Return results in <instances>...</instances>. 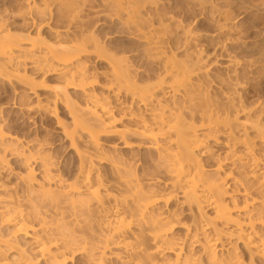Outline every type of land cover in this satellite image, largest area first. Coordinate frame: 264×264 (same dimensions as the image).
<instances>
[{"label": "bare ground", "instance_id": "obj_1", "mask_svg": "<svg viewBox=\"0 0 264 264\" xmlns=\"http://www.w3.org/2000/svg\"><path fill=\"white\" fill-rule=\"evenodd\" d=\"M56 1L60 6L67 3V12L75 13L73 0ZM110 1L120 7H132L128 8L133 9L128 16V24L138 23L136 37L147 43L149 49L153 50V55H157L156 58L164 60L163 80L169 87L167 90H171L174 95L181 93L187 98L188 105L183 108L189 113L195 114L201 110L195 114H199L197 118L200 124L194 126L187 119V113L182 106L165 109L162 101L158 102L159 107L153 104L150 118H137L133 131L142 140L139 146L156 156L153 164L158 173L154 177H147L131 167L109 164L112 169L108 168L109 172L114 173L108 179L100 172L101 167L98 168L99 164L102 166L103 154L99 136L118 134L120 138H124L127 131L121 130L115 124L111 111L102 103L95 88L101 86L106 93L116 96L122 91L132 93L133 98L148 105L149 98L151 104L156 99V88L161 85L152 84L149 88L137 86L126 59L123 56H111L105 45L93 35L81 33L79 36L73 35L75 39L68 42L59 39L48 44L45 56L32 61L31 66L38 69L48 66L51 67L48 71L62 76L64 85L55 90L57 97L62 93L61 90L74 88L89 96L92 103L91 117L85 121L75 117V130L64 128L81 160L79 174L77 173L75 182H69L60 172L52 169L53 162L42 156L40 160L45 167V180L35 181L33 169L30 168L34 152L24 149L20 139L8 131L0 116V264H35L20 238L31 245L45 264H75L77 257L80 258L79 262L83 260L86 264H104L111 242H118L117 245L123 247L127 264H245L242 253L239 254L232 248V242L227 236L229 231L222 227L228 224L233 225L229 229L233 228L237 232V240L250 254H257L264 259V166L262 167L263 161L260 158L262 156H258L257 151L258 146H264L262 130L258 128L259 143L249 136L250 125L245 121L239 126H242L245 136L239 138L237 133L235 135L236 131L231 126L233 123L230 124L233 121H230L231 118L228 120L233 114L220 113L219 110L223 111L222 106L213 107L217 101L212 98L214 94L209 96L211 99L206 97L208 94L205 96L207 92L204 91V81L210 76V70L205 67L206 63L195 57H170L166 52L167 48L163 47L164 43L161 44L164 41L163 36L158 37L160 32H155L157 28L153 31V26L147 25V20L142 17L140 21L136 20L139 16L136 13L140 12L139 6L154 0ZM25 2L29 3L30 0ZM75 17L76 15L71 17V22ZM145 24L148 26L146 29L151 27L152 32L144 28ZM152 33L157 36L154 37ZM31 40L26 41L4 22H0V72L7 77L14 76L30 92L36 93L41 84L26 73L28 63L25 57L36 46L35 41ZM90 48L98 58L107 59L108 71L104 76L100 75L106 78L105 81H101L100 72L95 73L85 65L86 61H75L78 56L91 50ZM227 102L223 103L228 104ZM233 102L230 103L234 104ZM222 114L226 116L223 117ZM80 132L87 134L94 152L83 151L75 144ZM222 135L226 137L224 144L226 142L229 149L227 148L224 156L215 157L213 170H207L199 158L197 159L195 152L206 147L209 140L221 142ZM241 143L244 151L241 154L235 153L232 149ZM129 145L126 141L125 146ZM18 150L24 156L23 162L28 165L26 171L17 176L24 185V195L17 192L15 185L10 183L12 180L7 181L4 178L6 174L3 176L4 168L8 164V153ZM230 165L231 168L240 169V175L227 168L231 172L223 177L221 172L227 166L230 168ZM245 169H249L250 173L244 172ZM241 170H244L243 176ZM161 171L169 176L167 181H163L159 173ZM226 187L232 188V206L226 201ZM179 194L181 202L190 211L202 213L203 204L213 210V216H205L204 222L195 216L192 225H185L184 238L174 233L176 225L183 222L179 215L181 211L171 205L175 199L178 200ZM36 198L38 199L35 200ZM112 200L114 206L110 207L108 203ZM44 205L47 211H42ZM51 210L53 214L49 215L48 211L51 213ZM192 246L199 248L195 251Z\"/></svg>", "mask_w": 264, "mask_h": 264}, {"label": "rangeland", "instance_id": "obj_2", "mask_svg": "<svg viewBox=\"0 0 264 264\" xmlns=\"http://www.w3.org/2000/svg\"><path fill=\"white\" fill-rule=\"evenodd\" d=\"M68 1L64 0V2ZM73 1L75 2V13L67 12V3H65V6H60L59 2H55V0H30L29 3L25 0H0V22H4L13 32L25 38L26 41L29 42L33 39L36 43L35 48L25 57V61L28 63L26 73L41 84L36 89V93L30 92L19 79L14 76L7 77L0 72V116L5 121L8 131L20 139L24 149L27 152L28 150L34 152L35 156L31 159L32 165L30 168L33 169L35 181L42 182L45 180L43 178L45 177V167L42 166L43 161L40 160L42 156H45L51 163L53 162V170L60 172L62 177H65L64 179H69L67 181L75 182L79 174L81 160L74 145L72 146L71 141L67 138L64 128L69 131L75 130V117L83 121L91 117V100L89 96L74 88L61 90L62 93L57 97L55 90L58 89V86L64 85L62 76L54 74L53 71H48V69H51L48 66L43 69L33 67L31 62L43 58L47 45L54 41L61 39L68 42L72 38L75 39L74 36L81 35V33L93 35L105 45L106 51L111 56H123L126 59L128 69L137 86L149 88L152 87V84L161 85V87L156 88V99L151 104L149 98L148 105L133 98L132 93L122 91L116 96V94L106 93L107 91L101 86L95 88V92L101 98L102 103H105L107 109L111 111L115 124L121 130L127 131L124 138H120L118 134H101L99 136L103 154L101 156L102 166L99 164V167H97H101L100 172L108 179L113 177L112 174L114 173L110 171V174L109 164L131 167L147 175V177H154L158 173L155 164H153L156 156L139 146L142 140L133 131L136 127V120L139 117L150 118L153 104L159 107L158 102L162 101L165 104L162 105L163 108L172 109L173 106L175 108L187 106L188 100L181 93L174 95L171 90H167L169 87L163 80L165 77L164 60H159V57L156 58L157 55H153V50L149 49L147 43L142 38L136 37L137 32L135 30L138 28V23L132 24L131 22V24H128L130 22L128 16L133 10L129 9L132 7H120L110 0ZM142 5L139 6L140 12L136 13V15H139L136 20L140 21V17H142L143 20H147V25L151 24L149 26H153V31L157 28L155 32H160L158 37L163 36L164 41L161 39L163 41L161 44L164 43L163 47L167 48L166 52L169 53L170 57L171 55L174 58L177 56H179L177 58L184 56L187 59L195 57V59L198 58L206 63L205 67L207 66L210 70V72L208 71L210 76H208L209 78L206 77L207 80L205 78L208 83L204 81V91L207 92L205 96L208 94L206 97L210 98L209 96L214 94L215 97L212 95V98L214 100L216 98L217 101L215 100L216 106L213 105V107L222 106L223 111L219 110V112L221 111L226 115L233 114L232 116L228 115L229 118H227L228 120L231 118L230 121H233L230 124L233 123L231 126L236 131L235 135L237 133V136H240L239 138L245 136L242 126L239 127L245 121L250 125L248 129L249 136L259 143L258 130H262L264 135V0H154L145 2ZM74 15L76 17L71 22V17ZM147 25L145 24V27H143L148 29ZM150 28L146 30H152ZM131 31H134V33L131 34ZM153 33L154 37L157 36ZM77 60L80 63L86 61L85 65L95 73L100 72L99 76H104L109 68L107 59L98 58L92 49L86 54L78 56L75 61L77 62ZM202 61H200L201 64ZM103 76H100L101 81H105ZM161 80L163 81L159 82ZM230 98H233V100ZM218 100H222V102ZM224 101H228V104L223 103ZM46 106L54 110L50 111ZM183 111L187 113V119L193 125L195 124L194 126H199L200 120L197 118L199 114H195L200 113L201 110H198L195 114L189 113L187 109ZM226 115L222 114L223 117ZM79 135L80 137L77 138L78 141H75V144L78 147L80 146L79 148L83 151L94 152L87 134L80 132ZM222 136V140L220 138L221 142L209 140L206 144L207 148L202 147L195 152L197 159L199 158L207 170H213L216 156H224L229 149L226 142L224 144L226 137ZM126 141L129 142V146H125ZM261 147L258 146L257 151L259 152L258 156L260 154L262 156L260 158L263 161V167L264 146ZM208 148L210 150H207ZM204 149L205 151H203ZM234 149L232 150L235 153L241 154L244 151L243 143L237 145ZM15 152L8 153L6 161L8 164L4 168L3 173H5L3 176L6 174L4 178L7 181L12 180L10 183H13V186L15 185L17 192L24 195V185L21 184L17 176L23 174L28 165L23 162L24 156L21 151ZM86 163H88V160ZM227 168L232 169L236 175H240V169L231 168L230 165V168L227 166L221 172L223 177L232 171H228ZM242 171L244 170H241V175L245 174L244 172L250 173L249 169ZM159 173L163 181H167L169 176L162 171ZM226 189V201L228 200L227 202L232 206V199H230L233 195L232 188L226 187ZM181 199L179 194L178 200L175 199V202L173 201L171 205L176 210L181 211L179 215L183 221L176 225L177 228L174 229V233L176 236L184 238L185 225H192L195 216L199 221L203 219L202 222H204L205 216H213V210L203 204L202 213L195 212L196 210L190 211L186 204L181 202ZM110 202L108 205L113 207L114 201ZM46 208V206L44 209L42 208V211H47ZM52 212L53 210H51V213L48 211V214L51 215ZM235 213L234 216H236ZM228 225L222 227L229 231L227 236L230 238L229 241L232 242V248L239 254L242 253L241 257L243 256L244 263L264 264V259L257 254H250L243 247L242 243L237 240L236 231L233 228L229 229L233 225ZM20 240L23 242L26 251L33 257L35 264H45L43 260L38 258L37 253L33 251L27 241L23 238H20ZM117 244L118 242L109 244L108 258H106L104 264L126 263L127 259L123 247L120 244L119 247ZM192 248L196 251L199 247L192 246ZM79 259L77 257L74 260L75 264H86V261L81 260L79 262ZM134 259L138 260V258Z\"/></svg>", "mask_w": 264, "mask_h": 264}]
</instances>
